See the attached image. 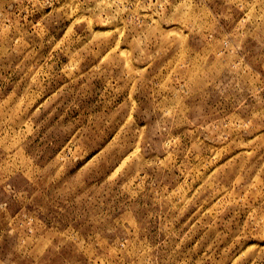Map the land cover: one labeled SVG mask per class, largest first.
Listing matches in <instances>:
<instances>
[{"label":"rangeland","instance_id":"1","mask_svg":"<svg viewBox=\"0 0 264 264\" xmlns=\"http://www.w3.org/2000/svg\"><path fill=\"white\" fill-rule=\"evenodd\" d=\"M0 264H264V0H0Z\"/></svg>","mask_w":264,"mask_h":264}]
</instances>
